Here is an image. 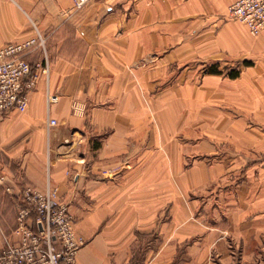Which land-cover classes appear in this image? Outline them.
<instances>
[{"label":"crops","instance_id":"obj_1","mask_svg":"<svg viewBox=\"0 0 264 264\" xmlns=\"http://www.w3.org/2000/svg\"><path fill=\"white\" fill-rule=\"evenodd\" d=\"M235 1L0 0V47L36 29L51 35L49 70L41 52L29 57L39 80L27 111L0 119V207H20L27 186L56 187L90 238L77 264H132L150 233L136 264H264V189L201 219L176 205L174 165L188 155L180 137L194 117L198 149L210 152L212 133L264 161V33L227 20ZM225 170L218 163L212 174ZM163 180L174 181L175 207H162Z\"/></svg>","mask_w":264,"mask_h":264},{"label":"built area","instance_id":"obj_2","mask_svg":"<svg viewBox=\"0 0 264 264\" xmlns=\"http://www.w3.org/2000/svg\"><path fill=\"white\" fill-rule=\"evenodd\" d=\"M90 1L75 0L76 7ZM226 18L244 24L258 36L264 33V0H237L229 7ZM48 38L36 29L33 37L0 47V119L13 110L27 111L28 94L36 89L39 80L29 57L41 52L44 70H49ZM56 124V120L50 121V126ZM16 224L7 246L0 251V264H77L83 241L77 235L70 207L56 187L27 186L21 194Z\"/></svg>","mask_w":264,"mask_h":264},{"label":"rangeland","instance_id":"obj_3","mask_svg":"<svg viewBox=\"0 0 264 264\" xmlns=\"http://www.w3.org/2000/svg\"><path fill=\"white\" fill-rule=\"evenodd\" d=\"M46 34L50 35L48 32ZM48 44L49 38L47 47ZM211 67H206L204 72L209 73L208 70ZM218 68L220 70V67ZM231 69L225 67L220 71L227 74ZM201 118L200 116L194 117L193 123L189 126L191 130L186 135L181 134L180 141H184L189 145L187 147L188 155L184 164L174 165L177 168L178 178L176 181V205L178 207H196L195 215L198 219L210 214L215 207H221L220 209L222 207H246V204H251L253 198L259 197L249 196L246 193L255 191V189H258V191L264 189V179H259L260 174L264 175L263 157L256 156V153L246 151L247 149L244 148L238 152L229 144L219 142L218 137H214L212 133L207 140L211 144L210 152L207 153L197 148L203 142ZM212 118L210 117V121L213 123ZM205 137L208 136L205 134ZM236 159H241V162L236 163ZM218 163L224 164L226 170L221 176L214 177L212 171ZM192 166L196 171L190 170ZM189 171H191L192 177H188L187 173ZM206 171H209L210 174H206ZM170 182L173 184L174 181L163 180L162 190L167 193L163 195L162 207H175V201H171L168 196ZM170 193L174 196L173 190ZM18 208L0 207V251L7 246L16 229ZM88 209L90 210V207ZM161 219L163 221L168 220L169 213L163 212ZM75 221L77 225L79 218ZM77 235L83 241L81 249L89 245L90 238H86L78 229ZM154 237H157L155 233L139 236L140 243L135 244V246L139 245V250L135 247L137 252L136 262L144 255Z\"/></svg>","mask_w":264,"mask_h":264},{"label":"trees","instance_id":"obj_4","mask_svg":"<svg viewBox=\"0 0 264 264\" xmlns=\"http://www.w3.org/2000/svg\"><path fill=\"white\" fill-rule=\"evenodd\" d=\"M34 71V68H33ZM210 74H223L224 72H221L218 68V66H212L211 69L208 70ZM241 70L236 68V69H231L227 75L231 78H237L240 76ZM132 264H136V260L132 262Z\"/></svg>","mask_w":264,"mask_h":264},{"label":"bare ground","instance_id":"obj_5","mask_svg":"<svg viewBox=\"0 0 264 264\" xmlns=\"http://www.w3.org/2000/svg\"><path fill=\"white\" fill-rule=\"evenodd\" d=\"M207 115V114H206ZM209 116V115H208ZM214 117V116H213Z\"/></svg>","mask_w":264,"mask_h":264}]
</instances>
